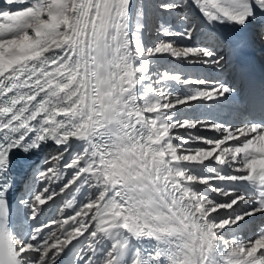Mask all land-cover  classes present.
<instances>
[{"label": "snow or ice", "instance_id": "obj_1", "mask_svg": "<svg viewBox=\"0 0 264 264\" xmlns=\"http://www.w3.org/2000/svg\"><path fill=\"white\" fill-rule=\"evenodd\" d=\"M257 51L264 0H0V264H264Z\"/></svg>", "mask_w": 264, "mask_h": 264}, {"label": "bare ground", "instance_id": "obj_2", "mask_svg": "<svg viewBox=\"0 0 264 264\" xmlns=\"http://www.w3.org/2000/svg\"><path fill=\"white\" fill-rule=\"evenodd\" d=\"M259 59H262V61L264 62V52L257 51V52H255V53L252 54L251 60H252V62L255 65L259 64ZM238 87H239V85H238ZM241 96L242 97L244 96L243 95V91L241 92Z\"/></svg>", "mask_w": 264, "mask_h": 264}, {"label": "rangeland", "instance_id": "obj_3", "mask_svg": "<svg viewBox=\"0 0 264 264\" xmlns=\"http://www.w3.org/2000/svg\"><path fill=\"white\" fill-rule=\"evenodd\" d=\"M226 75H228V74L226 73Z\"/></svg>", "mask_w": 264, "mask_h": 264}]
</instances>
